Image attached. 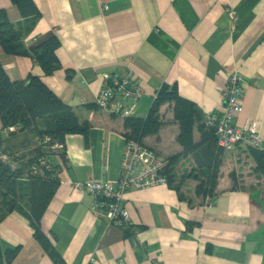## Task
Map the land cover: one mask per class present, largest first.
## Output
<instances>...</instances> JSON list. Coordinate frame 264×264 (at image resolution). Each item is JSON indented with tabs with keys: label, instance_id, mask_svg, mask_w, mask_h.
Instances as JSON below:
<instances>
[{
	"label": "crops",
	"instance_id": "obj_1",
	"mask_svg": "<svg viewBox=\"0 0 264 264\" xmlns=\"http://www.w3.org/2000/svg\"><path fill=\"white\" fill-rule=\"evenodd\" d=\"M34 1L41 17L24 43L31 50L56 37L61 68L48 76L32 57L1 47L0 61L12 81L40 77L89 123L87 135L69 134L65 148L49 155L60 182L41 226L66 263L264 264V174L256 172L253 155V149L264 152V0ZM0 9L14 23L24 20L12 0H0ZM232 73L244 79V109L235 124L257 122L261 146L244 140L224 150L214 199L197 194L209 171L193 155L182 156L180 124L168 102L159 133L143 144L164 157L181 155L173 185L126 189L130 220L123 226L92 209L93 197L76 183L116 184L128 140L126 119L95 105L106 77L133 75L144 87L136 118L147 116L162 88L176 86L196 105L198 143L205 117L225 109L222 90ZM18 130L3 132L2 147L30 158L39 138ZM0 241L4 251L20 247L12 264H56L18 211L0 218Z\"/></svg>",
	"mask_w": 264,
	"mask_h": 264
},
{
	"label": "trees",
	"instance_id": "obj_2",
	"mask_svg": "<svg viewBox=\"0 0 264 264\" xmlns=\"http://www.w3.org/2000/svg\"><path fill=\"white\" fill-rule=\"evenodd\" d=\"M12 2L24 20L14 23L10 20L8 11L0 9V47L8 55L30 56L46 75L54 74L61 68L57 56L60 41L52 37L39 46L28 49L24 39L34 29L41 12L34 0ZM168 102L174 103L175 120L180 124L178 142L184 148L182 156L193 155L199 167L209 171L208 180H202L197 186V194L203 198L214 199L224 149L218 145L215 131L208 128L205 121L202 139L195 142L194 130L198 118L196 105L182 97L176 86L164 87L157 93L145 118L126 119V137L143 143L145 137L158 134L164 124L160 109ZM0 120V154H5L8 158L4 162L0 157V218L14 211L25 215L34 229L35 238L53 261L56 264H67L41 226L42 218L60 182L49 155L53 152L51 145L54 142H59L60 148H65L69 134L87 135L89 123H81L74 109L64 103L40 77L29 75L25 80L12 81L1 61ZM13 127L16 128L15 132L18 129L32 130L39 138V152L30 158H22L19 154L3 148V132L8 130L13 134L14 131L10 130ZM47 137L51 139V143H45ZM253 155L257 161L256 172L264 174V152L253 149ZM180 157L181 155L169 158L170 185L174 181V164ZM44 158L48 160L50 169L35 174L33 168L39 166ZM180 198L186 199L183 194H180ZM19 251L20 247L4 251L0 241V264H12Z\"/></svg>",
	"mask_w": 264,
	"mask_h": 264
},
{
	"label": "built area",
	"instance_id": "obj_3",
	"mask_svg": "<svg viewBox=\"0 0 264 264\" xmlns=\"http://www.w3.org/2000/svg\"><path fill=\"white\" fill-rule=\"evenodd\" d=\"M243 80L240 73L230 74L227 86L222 90L225 101L224 111L210 113L205 117V125L215 131L218 145L224 150L234 149L244 140H248L255 147L261 146L257 122H251L246 128L235 124L236 116L244 109ZM145 94L144 87L133 75L115 74L106 77L95 105L114 116L127 119L136 115L138 103ZM15 129L13 127L11 131ZM45 143H51V139L47 137ZM51 148H60V143L54 142ZM0 157L7 162L8 158L5 154H0ZM122 168L123 175L116 184L96 179L76 183L78 188L93 197L92 209L98 213H105L111 223L119 226L127 224L130 220L124 198L126 189L130 187L147 189L169 185L170 159L136 139H128ZM48 169L50 164L45 158L39 166L33 168L35 174L44 173Z\"/></svg>",
	"mask_w": 264,
	"mask_h": 264
}]
</instances>
